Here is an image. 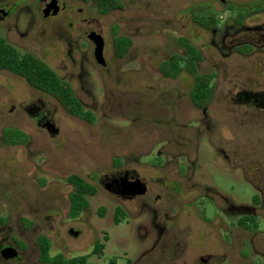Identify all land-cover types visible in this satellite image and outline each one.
I'll use <instances>...</instances> for the list:
<instances>
[{"label": "flooded vegetation", "instance_id": "obj_1", "mask_svg": "<svg viewBox=\"0 0 264 264\" xmlns=\"http://www.w3.org/2000/svg\"><path fill=\"white\" fill-rule=\"evenodd\" d=\"M187 1L188 7L184 13L196 33L195 43L185 36L178 37L176 40L178 52L160 60L156 65V72L158 77L168 81L180 78L182 73L186 75L182 80L186 84L187 82L191 84L188 105L185 104L186 107L179 114V118L161 123L165 129L162 128L161 134H153L155 137L153 141L163 143L155 151L153 163L137 162V157L148 155L150 151L141 153L135 151L128 158L120 156L113 159L109 169L92 172L88 179L76 175L95 188V195L104 192L113 200L111 214L107 215L105 209L100 207L94 224L89 228L92 231L98 229L100 239H94L93 235L86 236L84 226L88 225L82 218L78 221L81 214L84 215L88 210L89 201L88 207L77 216L69 214L73 186L66 179L72 176L70 175L64 179L62 185L68 190L65 198L68 205L66 218L62 219L61 223L56 220L55 223H51L48 233L37 231L35 219L32 218L35 213L32 209L27 210V215L18 217L15 223H11V214L8 210L0 211V264H49L39 259L37 241L41 237L49 241L50 257L61 256L64 260H71L87 256V262L90 264H119L116 256L103 259L110 241L105 230L120 225L121 220L126 217L135 219L138 222V236L150 241L148 248L140 253L136 260H128L126 264L203 263L204 259L198 255V251L194 253L191 261L185 259L192 232L191 219L197 220L200 225L196 234L214 235L215 244L221 251L218 250L220 256L216 257L217 263L252 264L244 261L234 262V255L241 260H249L243 253L246 250L249 254L259 257L260 264H264L262 247L255 248V237L259 234L258 219L264 216L259 213L264 205V0ZM106 7L109 9L105 10ZM125 8V0H0V37L19 52L32 54L42 60V57L20 48L18 44L34 43L40 29L63 23L71 33L75 29L79 31L78 34H73L78 36L76 39L78 47L86 50L83 56L90 52L92 63L105 69L109 64L108 58L123 60L132 48L133 41L123 32L125 29L121 22L117 20L108 28V32L106 31L107 38L110 37L108 43L110 48L107 49L106 35L96 31L90 23L94 22L95 18L69 19L72 14L105 17L111 13H121ZM117 37L130 40V46L123 56L115 50ZM93 39L102 42L100 62L95 55L96 45ZM202 41L204 44L198 46L197 44ZM184 42L192 45L198 53V58L194 60V74L187 72L183 64L187 57ZM203 46L212 50L213 57L208 62L206 70L202 69V64L206 60ZM59 53L61 52L57 47L48 46L43 50V58L47 61H42L70 85L83 109L94 115L95 121L92 124L69 115L55 98L29 86L19 75L4 69H0V75L4 74L6 81L22 84L26 86V90L38 94L40 98L35 105L31 106L32 103H28L29 105L23 108L34 110L38 121L47 120L50 114V108L44 99H41L45 97L55 101L69 117L93 125L97 119L95 113L78 98L72 83L61 77L48 62L49 57L57 56ZM172 57H177L179 62L178 73L175 76L160 71V66ZM231 72H236L237 76L229 75ZM202 76L206 78L210 96L206 98L199 95L197 100H192L190 93L195 78ZM221 76L231 77L225 86L222 100L216 102ZM191 123L194 126H191ZM6 129L24 133L27 136L26 141L17 144L5 142L3 131ZM225 134L230 137H226ZM200 136H206L211 146L227 160L238 158L235 147L239 145L242 147L243 162L253 168L255 175L257 193L251 198L250 204L235 205L227 196L201 181L200 174H196ZM0 140L7 145L23 146L29 142L30 137L20 129L5 127L1 131ZM152 171L156 173L155 177L147 175ZM195 204L200 205V210L196 209ZM209 205L215 218L224 217L226 220L225 222L220 220V229L208 230L206 211ZM56 212L48 214V217L53 220L56 217L61 219L59 211ZM251 221L257 224L256 229H251ZM33 233L35 235L31 241L30 234ZM72 239L81 242L71 247ZM90 243L92 248L86 255L72 257L65 254L66 249L72 252L84 251ZM97 245H101L99 255L93 254ZM51 249L57 253L51 255ZM35 253H38V257L32 261V254ZM91 257L94 258L93 262L89 261ZM142 259L145 261H139Z\"/></svg>", "mask_w": 264, "mask_h": 264}, {"label": "rangeland", "instance_id": "obj_2", "mask_svg": "<svg viewBox=\"0 0 264 264\" xmlns=\"http://www.w3.org/2000/svg\"><path fill=\"white\" fill-rule=\"evenodd\" d=\"M125 3L126 8L121 13H111L105 17L72 14L69 19L95 18V23H90L106 38L108 28L117 20L121 22L125 29L123 32L133 41L132 48L123 60L108 58L109 64L105 69L92 63L90 52L83 56L86 50L78 47V36L74 35L79 31L75 29L73 34L63 23L40 29L34 43L18 44L20 48L42 57L45 62V48L55 46L59 49L61 53L49 57L48 62L61 77L72 83L78 98L95 113V124L89 125L69 117L55 101L45 97L41 99L50 108V114L47 120L38 121L34 110L23 109L30 103L31 106L35 105L40 98L38 94L26 90L22 84L6 81L5 75H0V136L3 128L11 127L24 131L30 137L29 142L23 146L7 145L0 140V211H9L11 223L32 209L37 231L48 233L51 223H55V220L61 223L66 218L68 205L65 198L68 190L62 186L66 177L79 175L88 179L92 172L109 169L113 159L120 156L128 158L135 151H150L148 155L137 157V162L152 164L155 151L163 144L153 141V134H161L164 129L161 123L176 120L185 109V104L188 105L191 84L182 80L186 75L182 73L180 78L168 81L158 77L156 72L160 60L178 52V37L185 36L195 43L196 33L184 13L188 1L125 0ZM109 38L107 49L110 48ZM202 44L204 41L197 45ZM203 53L206 60L202 69L206 70L208 62L213 58L212 50L203 46ZM231 74L237 76L236 72ZM230 77L219 78L216 102L222 100ZM190 125L194 126L192 123ZM198 139L196 174H200L201 181L227 196L235 205L250 204L251 198L257 193L255 175L253 168L243 162L242 147H235L238 158L227 160L211 146L206 136ZM155 174L154 171L147 173L153 177ZM88 201L89 208L78 221L82 218L88 225L84 226L86 236L93 235L94 239H100L99 230L92 231L89 228L94 224L100 207L105 209L107 215L111 214L113 200L108 194L98 192ZM195 207L200 210V205L195 204ZM56 210L61 219L48 217V214ZM259 213L264 215V205ZM213 214L209 205L206 211L208 230L220 229V220L226 221L224 217L215 218ZM137 224L135 219L126 217L120 225L105 230L110 241L104 260L116 256L119 264H126L128 260H136L148 248L150 241L138 236ZM258 224L255 248L261 246L264 251V216L258 219ZM190 226L192 232L185 259L191 261L198 251V255L204 259L201 264H219L216 257L220 256L221 251L215 244L214 235L196 234L200 225L195 219H191ZM34 235L30 234L31 241ZM80 242L72 239L70 246L79 245ZM91 248L92 243L84 251L72 252L66 249L65 254L72 257L86 255ZM56 253L50 250L51 255ZM243 253L250 261L234 255V262L260 264V258L256 255L246 250ZM32 257V261L36 260L38 253L32 254ZM89 261L93 262L94 258H89Z\"/></svg>", "mask_w": 264, "mask_h": 264}, {"label": "trees", "instance_id": "obj_3", "mask_svg": "<svg viewBox=\"0 0 264 264\" xmlns=\"http://www.w3.org/2000/svg\"><path fill=\"white\" fill-rule=\"evenodd\" d=\"M109 9V7H106ZM105 12V11H104ZM130 46V40L124 37H117L115 39V50L120 56H123ZM187 57L184 60V67L187 72L194 74V60L198 58L196 49L188 42H184ZM0 69L7 70L11 73L22 77L25 82L40 90L53 98H55L61 107L69 115L82 119L85 122L92 124L95 121L94 115L83 109L77 97L75 96L70 85L60 79L56 72H54L46 63L38 59L32 54L22 53L5 43L0 37ZM179 62L177 57H172L169 61L164 62L160 66V71L163 74L175 76L178 73ZM202 88V90H201ZM209 98L210 90L208 89L206 78L204 76L195 78V83L191 90L190 96L192 100H197V96ZM27 136L18 130H4L3 140L10 144H17L21 141L24 143ZM72 184L73 193L70 195L69 214L77 216L81 211L88 207V198L95 195L96 190L91 185H88L82 178L72 175L66 179ZM251 229H256L257 224L254 221L250 222ZM39 247V259L43 263L49 264H90L87 262V256L75 258L71 260H64L61 256L50 257L49 255V241L41 237L37 241ZM101 245L95 246L93 254H100Z\"/></svg>", "mask_w": 264, "mask_h": 264}, {"label": "water", "instance_id": "obj_4", "mask_svg": "<svg viewBox=\"0 0 264 264\" xmlns=\"http://www.w3.org/2000/svg\"><path fill=\"white\" fill-rule=\"evenodd\" d=\"M95 45H96V49H95V55L96 58L98 60V62H100V56H101V50H102V42L101 40H95L93 39Z\"/></svg>", "mask_w": 264, "mask_h": 264}]
</instances>
